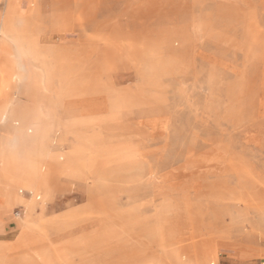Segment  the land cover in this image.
I'll list each match as a JSON object with an SVG mask.
<instances>
[{
  "label": "rangeland",
  "instance_id": "1",
  "mask_svg": "<svg viewBox=\"0 0 264 264\" xmlns=\"http://www.w3.org/2000/svg\"><path fill=\"white\" fill-rule=\"evenodd\" d=\"M7 3L0 264H264V0Z\"/></svg>",
  "mask_w": 264,
  "mask_h": 264
},
{
  "label": "bare ground",
  "instance_id": "2",
  "mask_svg": "<svg viewBox=\"0 0 264 264\" xmlns=\"http://www.w3.org/2000/svg\"><path fill=\"white\" fill-rule=\"evenodd\" d=\"M16 10L17 8H15L14 0H8L7 7H6V13L4 15L6 21H10L13 18Z\"/></svg>",
  "mask_w": 264,
  "mask_h": 264
},
{
  "label": "crops",
  "instance_id": "3",
  "mask_svg": "<svg viewBox=\"0 0 264 264\" xmlns=\"http://www.w3.org/2000/svg\"><path fill=\"white\" fill-rule=\"evenodd\" d=\"M6 213L9 215V211H8V209L6 210Z\"/></svg>",
  "mask_w": 264,
  "mask_h": 264
}]
</instances>
